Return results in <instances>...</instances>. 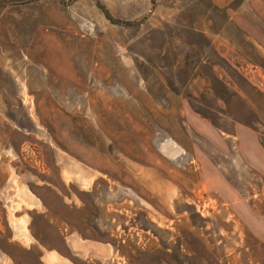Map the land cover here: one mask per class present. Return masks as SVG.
Listing matches in <instances>:
<instances>
[{"label":"rangeland","instance_id":"rangeland-1","mask_svg":"<svg viewBox=\"0 0 264 264\" xmlns=\"http://www.w3.org/2000/svg\"><path fill=\"white\" fill-rule=\"evenodd\" d=\"M239 124L264 0H0V264H264Z\"/></svg>","mask_w":264,"mask_h":264},{"label":"crops","instance_id":"crops-1","mask_svg":"<svg viewBox=\"0 0 264 264\" xmlns=\"http://www.w3.org/2000/svg\"><path fill=\"white\" fill-rule=\"evenodd\" d=\"M235 137L240 143V148L246 145L250 146L251 148V151L245 150L243 152V157L247 162L246 164L255 169L257 172L264 175V149L262 147L263 145L259 141V138L257 137V132L251 129L250 127H246L239 124L235 128ZM250 213L252 212L249 211V214ZM237 216L242 219L241 212H238ZM245 224L247 225L250 231L249 233H251L254 237V240L257 241V244H259L260 246L264 245V236L262 234L263 232L259 229L257 220L255 221V225H252V223L250 222H245Z\"/></svg>","mask_w":264,"mask_h":264}]
</instances>
